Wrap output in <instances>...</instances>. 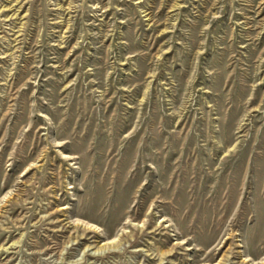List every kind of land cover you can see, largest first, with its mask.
Instances as JSON below:
<instances>
[{
    "label": "rangeland",
    "instance_id": "1",
    "mask_svg": "<svg viewBox=\"0 0 264 264\" xmlns=\"http://www.w3.org/2000/svg\"><path fill=\"white\" fill-rule=\"evenodd\" d=\"M157 250L264 264V0H0V264Z\"/></svg>",
    "mask_w": 264,
    "mask_h": 264
},
{
    "label": "bare ground",
    "instance_id": "2",
    "mask_svg": "<svg viewBox=\"0 0 264 264\" xmlns=\"http://www.w3.org/2000/svg\"><path fill=\"white\" fill-rule=\"evenodd\" d=\"M91 229V228H90ZM82 236V235H81ZM109 242L108 243H105L104 245H102V247H95L94 249H97L98 251H100V250H103V249H105V248H107V246L108 245H110V244H112V242H113V240H112V242H110V240H108ZM115 241V240H114ZM17 244V243H16ZM88 247H92V245H89ZM163 248V247H162ZM157 255L160 257L158 260H157V262H156V264H162L163 263V261L164 260H166V258H168L169 257V255H171V252H163V251H159V250H157ZM158 258V257H157Z\"/></svg>",
    "mask_w": 264,
    "mask_h": 264
}]
</instances>
